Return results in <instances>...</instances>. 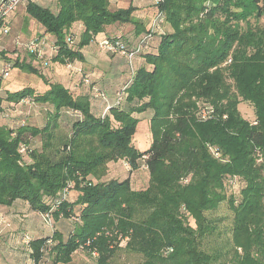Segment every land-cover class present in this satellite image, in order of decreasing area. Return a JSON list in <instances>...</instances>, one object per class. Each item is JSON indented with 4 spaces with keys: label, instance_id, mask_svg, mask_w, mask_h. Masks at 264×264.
Wrapping results in <instances>:
<instances>
[{
    "label": "trees",
    "instance_id": "trees-1",
    "mask_svg": "<svg viewBox=\"0 0 264 264\" xmlns=\"http://www.w3.org/2000/svg\"><path fill=\"white\" fill-rule=\"evenodd\" d=\"M128 1L116 10L111 0L24 6L41 36L13 43L24 50L17 39L35 42L43 57L24 50L35 65L6 61L0 93L13 69L42 85L0 96V207L23 203L49 227L42 238L21 233L31 264L52 254L55 264H72L79 250L112 264L125 238L143 264H264V0H151L141 13ZM103 41L123 48L126 55L106 54L123 57L129 75L100 113L92 102L107 94L77 64L90 44L103 52ZM52 64L71 70L87 93L50 79ZM29 106L46 111L45 125L14 121ZM148 111L153 144L140 152L133 139ZM203 111L211 114L203 119ZM111 165L120 168L113 178ZM224 202L230 239L215 216Z\"/></svg>",
    "mask_w": 264,
    "mask_h": 264
},
{
    "label": "crops",
    "instance_id": "crops-1",
    "mask_svg": "<svg viewBox=\"0 0 264 264\" xmlns=\"http://www.w3.org/2000/svg\"><path fill=\"white\" fill-rule=\"evenodd\" d=\"M56 0H35V3L44 7H51L54 5ZM151 0H133L132 4L139 9L138 12L146 11L147 7L150 5ZM130 5L128 0H111L112 9H126ZM12 22V35L9 38H0V48L1 50H13L16 53L11 55L10 58L21 57L22 62L36 63L31 59L27 52L22 53V50H18L13 39L23 34V38L31 39L37 35L36 33L30 34L26 30L28 22L31 21L26 12V7L22 6L20 9L14 13L11 17ZM15 28V29H14ZM76 34L80 36L82 33V26L78 25L74 28ZM129 31V28H128ZM24 32V33H23ZM109 32L113 34H119L124 31H119L116 29L109 28ZM41 34V32H39ZM32 35V36H31ZM77 36V38H78ZM48 44L53 45L55 43V38L53 36H48ZM12 44L14 48L12 47ZM0 50V51H1ZM48 54L51 52L47 51ZM84 55V62H78V66L82 67L86 73L92 76V79L98 83V85L107 94L108 101L105 103L103 101L95 100L92 105L97 108L98 112H103L106 106H111L115 103L117 96V91L123 87L126 78L127 66L125 59L123 57H112L104 56L101 53L96 44H90L88 47L82 50ZM27 59V60H26ZM5 61H7L5 59ZM44 74L55 82L63 84L65 87L70 89L75 95L86 94L88 88L84 85L82 86L79 82V78L74 75L71 70L67 68L52 64L51 67ZM47 90V87L39 90L40 92ZM7 92H1L0 96L5 97ZM23 111V110H22ZM22 111H18L22 112ZM19 118H23L24 115L21 113L17 115ZM5 124H12L13 120H3ZM8 121V122H7ZM0 216H5L7 225L0 226V264H31V259L29 258L27 248H25L21 243V233L26 232L32 238H42L50 234V229L43 221L33 213L27 211V206L23 203H17L10 208L0 207ZM60 231H66L67 225L62 222L57 224ZM63 226V227H62ZM62 232V231H61Z\"/></svg>",
    "mask_w": 264,
    "mask_h": 264
},
{
    "label": "rangeland",
    "instance_id": "rangeland-1",
    "mask_svg": "<svg viewBox=\"0 0 264 264\" xmlns=\"http://www.w3.org/2000/svg\"><path fill=\"white\" fill-rule=\"evenodd\" d=\"M42 7H44V5ZM26 30H28L27 32L30 34L36 33L38 31L35 24H33V23L31 24L30 22H28ZM11 35H12V32H11ZM11 35H10V37H11ZM18 37L25 39V40L28 39V38H23V34L19 35ZM12 47L14 48L13 44H12ZM0 50H1V48H0ZM15 53H16V50L14 52L13 50H9V49L0 51V74H1L3 67L5 66V63H6L5 59L7 61H11L13 63L16 62L18 59L22 61L21 57L14 58V60H13V58H10L11 55H14ZM22 53H25V51L22 50ZM101 53H103V52H101ZM104 56H108V55L106 53H104ZM23 63H26V62L23 61ZM128 73L129 72L127 70L126 77L129 75ZM0 79H1V77H0ZM41 85H42V82H41V79L39 78L38 75L25 73L19 69H13L11 71L10 77L1 82L2 90L4 92H6V91L18 92L20 90H23V89L29 88V87L40 89ZM24 103H25L24 105H31L30 102H24ZM20 110L21 111L23 110V111L19 112L18 115L23 113V115H27L28 118L23 119V118H19L18 116L14 117V121H16L17 124L21 123V122H26V123H29L30 125H35V126L41 127V126L45 125L47 122L45 110H41L40 108L33 107V106H29L25 109L23 108ZM239 110H240L243 118L246 119L247 121L254 122L256 120L254 108L250 104L242 103L239 106ZM14 116H15V114H14ZM151 116H152V112L148 111V112H146L143 115L138 117L140 119V123L138 126L137 133L133 139V143H134V146L137 148V150L140 152L148 151L152 147V144H153V136H152V132H151V128H150ZM59 126H60V130L63 131V133H66V132L68 133L70 131V126L67 123V121L66 122L60 121ZM118 166L119 165H117V166L111 165V167L109 168V171H110L109 173L111 175L110 177H112V178L116 177L115 176L116 173H118L120 171V168H116ZM122 171H124V176H125L126 175L125 173L127 170H122ZM241 187H242V185H240V188L238 186V188H236V190H235V193H236L235 195L237 197H239ZM215 216L220 217L221 219H223V222H224V223H221L219 226L222 229V234H223L222 238L223 239H230L231 235H230V229L229 228H231V225H232L233 214L230 210L229 205L226 202L221 204L220 208L217 212V215H215ZM4 217L0 216V226L8 224V222L6 223ZM108 233L109 232H107V234ZM128 241H129L128 238L123 239V241L120 244L121 248L116 253V256H115L112 264H143L144 259L141 255L129 253L126 251V246H127ZM54 257H55L54 254H52L51 256H48L46 264H55L54 263ZM73 258H74V262L72 264H96L95 259L92 257H89L87 255V253L82 252V250H79L78 252H76L73 255Z\"/></svg>",
    "mask_w": 264,
    "mask_h": 264
},
{
    "label": "built area",
    "instance_id": "built-area-1",
    "mask_svg": "<svg viewBox=\"0 0 264 264\" xmlns=\"http://www.w3.org/2000/svg\"><path fill=\"white\" fill-rule=\"evenodd\" d=\"M34 0H0V38L9 37L12 31V22L11 17L14 13H16L20 7L26 6L29 2ZM159 2L160 0H155ZM16 45L19 46L21 49H24L28 52H37L39 57L42 58L43 54L40 50V47L35 42H25L21 39L16 40ZM100 48L105 53H112L120 55H126V52L123 51V48L119 50L116 46L111 44L109 41H103L100 43ZM134 54H128L127 58L132 60ZM10 72V68L7 67L3 70L2 77L6 78ZM211 113L207 111H203L202 118L206 119Z\"/></svg>",
    "mask_w": 264,
    "mask_h": 264
}]
</instances>
